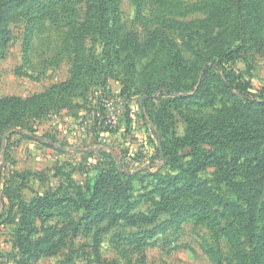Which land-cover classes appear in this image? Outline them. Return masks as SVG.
<instances>
[{"label": "rangeland", "instance_id": "1", "mask_svg": "<svg viewBox=\"0 0 264 264\" xmlns=\"http://www.w3.org/2000/svg\"><path fill=\"white\" fill-rule=\"evenodd\" d=\"M70 3L8 0L2 12L0 100L26 103L0 106V264H227L228 219L209 199H180L154 224L90 229L68 206L22 231L21 211L46 194L76 199L93 172L177 175L194 162L193 136L245 129L240 91L264 100V0H116V30L101 11L88 22V0ZM114 32L133 44L120 49ZM211 67L230 91L212 76L198 91Z\"/></svg>", "mask_w": 264, "mask_h": 264}, {"label": "trees", "instance_id": "2", "mask_svg": "<svg viewBox=\"0 0 264 264\" xmlns=\"http://www.w3.org/2000/svg\"><path fill=\"white\" fill-rule=\"evenodd\" d=\"M76 1L70 0V4ZM88 2V22L93 24V14L101 11L107 18V25L116 30V0ZM7 4L8 0H0V24L3 9ZM114 33L113 42L120 49L124 48V45L133 44L132 41L128 43L121 40L116 32ZM5 34L6 31L0 30V58L2 47L7 42ZM175 67L182 74H192L182 59L177 61ZM77 71L76 69V75L80 76L81 73ZM216 71L214 67L206 70L198 91L203 90L208 77L211 76L217 78V82L221 83L226 91H230L232 83H225ZM181 76L175 75L178 87ZM238 84L243 88L244 83ZM179 88L175 91L180 92ZM246 88L240 91L243 99L240 104H245V108L253 116L248 117L244 124L245 129L226 130L214 126L188 139L184 157H192L194 162H189L186 168H179L177 175H144L141 172L130 174L113 169L93 172L89 183L84 187H77L76 199L58 198L53 193L24 206L21 211L22 231H32V221L36 218L57 217L68 206L76 207L77 218L80 222H86L89 229L96 220L107 219L114 225L120 222L127 225L154 224L169 211L174 202L183 198L200 197L209 199L225 209L223 213L217 211L213 214L215 217L220 215L219 218L228 219L226 230L221 231L227 239L229 249L227 264H264V100L254 102L250 94L246 93ZM24 103L16 99L0 100L1 107ZM2 133L0 129V134ZM174 156L176 163L179 158L177 154ZM210 169H216L217 187H214V177L209 179ZM224 189L230 194L227 198L224 197ZM133 199H136L135 203ZM142 204H150L151 210L134 212L136 206ZM50 243L51 238L40 244L44 256H52L57 251L56 245L52 247Z\"/></svg>", "mask_w": 264, "mask_h": 264}, {"label": "built area", "instance_id": "3", "mask_svg": "<svg viewBox=\"0 0 264 264\" xmlns=\"http://www.w3.org/2000/svg\"><path fill=\"white\" fill-rule=\"evenodd\" d=\"M108 124L112 125V126H115L117 124V120L112 118V119L108 120Z\"/></svg>", "mask_w": 264, "mask_h": 264}]
</instances>
